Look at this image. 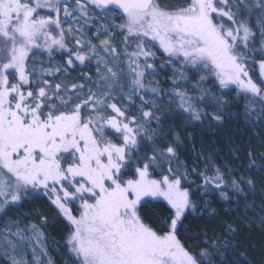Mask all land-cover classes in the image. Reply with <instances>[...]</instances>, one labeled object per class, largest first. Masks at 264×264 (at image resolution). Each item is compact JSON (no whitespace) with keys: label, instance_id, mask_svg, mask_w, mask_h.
Instances as JSON below:
<instances>
[{"label":"snow or ice","instance_id":"obj_1","mask_svg":"<svg viewBox=\"0 0 264 264\" xmlns=\"http://www.w3.org/2000/svg\"><path fill=\"white\" fill-rule=\"evenodd\" d=\"M234 116L264 125V0H0V217L45 202L0 226V259L53 264L62 220L68 264H255L238 237L264 205L236 169L264 182V153L180 156L187 126Z\"/></svg>","mask_w":264,"mask_h":264},{"label":"trees","instance_id":"obj_2","mask_svg":"<svg viewBox=\"0 0 264 264\" xmlns=\"http://www.w3.org/2000/svg\"><path fill=\"white\" fill-rule=\"evenodd\" d=\"M54 62L61 63L58 57ZM75 75H77V73H73V76ZM169 76L170 75L165 74L161 82L168 79ZM164 86L167 87V85ZM203 87L209 89L212 88V84L209 82ZM212 90L215 91L217 95H220L218 89L213 88ZM227 100L230 104L234 103L236 100L235 94L228 95ZM242 106L243 101H240V104L232 111H235L238 116H242L243 113L240 111ZM205 110L209 112L212 111L210 107H205ZM227 111L228 109H225V112ZM238 116L227 118L221 126L209 127V121H205L204 124L187 126L186 131L181 132V138L184 140V147L180 153L181 159L191 160L193 151L200 152L201 149H208L209 151L218 153L217 159L219 161L231 165L237 163V161L233 159V153H235L236 150H239L240 153L251 151L257 157L261 153H264V147L260 146L261 143L264 142V125L253 126L251 123L238 118ZM167 123L169 125L174 124L178 130L185 128V125L180 119L169 120ZM257 135H259V139L256 138ZM185 137H190L191 139H185ZM246 144L250 147H245ZM241 162L247 165L249 163L248 157L246 155L241 156ZM236 172L238 175H243L246 179L251 177L256 181V186L248 192V199L245 203H264L263 194L261 193V191L264 190V182H261L260 173L258 171H247L246 168H238ZM44 203L43 200H38L23 204L20 207L11 209L3 218L8 216L13 218L16 217L29 223L30 220L25 218L27 214L33 211H39L40 206ZM213 206L220 210L219 214L221 217L228 219V216H225L227 205L217 202ZM232 207H236V205ZM240 207L242 208L243 205ZM247 214L249 215L250 212L245 213L241 211L235 215L229 213V216L234 220L237 216L243 217ZM48 215L51 217L54 215V212L48 211ZM63 232L64 225L62 220L53 221L48 225L45 231V235L48 237V254L53 264H63L64 262L68 264L69 261V257L65 254L66 249L60 246ZM242 232L243 235L238 237V239L244 242L246 250L250 254V258L255 261V264H264V258H262V252H264V231H261L259 226L252 225L251 227H242ZM192 234L194 233H189V235ZM247 237H251V240H248ZM249 245L251 246L249 247ZM244 250L245 249H242V251Z\"/></svg>","mask_w":264,"mask_h":264},{"label":"rangeland","instance_id":"obj_3","mask_svg":"<svg viewBox=\"0 0 264 264\" xmlns=\"http://www.w3.org/2000/svg\"><path fill=\"white\" fill-rule=\"evenodd\" d=\"M55 63H58V62H55ZM37 67H39V62H37ZM171 71H172V67L171 66L166 68V69H164L163 71L160 72L159 79L162 80L164 78L165 74L171 75ZM188 75L192 76L193 73L189 72ZM187 87L190 89L191 88V84H189ZM179 119L186 126V118L183 117V116H180ZM261 193L263 194V201H264V190L261 191ZM253 203H255V202H250L248 204H253ZM255 204L264 205V203H262V202L261 203H255ZM254 211H258V209H254ZM249 212H250V214L249 215L247 214V216L249 218H251L252 217V212L251 211H249ZM3 217L4 216L0 217V226H3V223H4L5 220H16V219H19L22 224H27V221L22 220L20 218H16V217L13 218V217H10V216L5 217V218H3ZM255 225L260 227L259 223L255 224ZM0 256H2V253H0ZM29 259H31V257H29ZM0 264H4V260L3 259H0ZM63 264H66V263L64 262Z\"/></svg>","mask_w":264,"mask_h":264}]
</instances>
